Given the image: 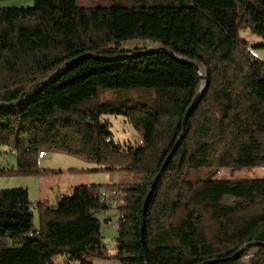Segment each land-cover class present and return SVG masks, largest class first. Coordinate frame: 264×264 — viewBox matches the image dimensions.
<instances>
[{"label": "trees", "instance_id": "1", "mask_svg": "<svg viewBox=\"0 0 264 264\" xmlns=\"http://www.w3.org/2000/svg\"><path fill=\"white\" fill-rule=\"evenodd\" d=\"M246 30L264 48V0H112L107 7L34 0L31 7H0V104H16L0 109V149L16 156L8 173H62L39 168V152L51 151L95 164L90 173L142 175L138 183L77 185L56 206H33L23 188L0 189V264L59 258L92 264L103 257L95 215L109 209L101 191L119 186L114 256L120 264H204L231 258L248 243L264 244V179L186 177L210 167L264 168V61L252 57L240 36ZM132 41L140 47L123 50ZM153 46L197 64L208 85L153 190L141 242L146 193L202 83L167 53L127 57ZM77 57L83 58L61 73ZM136 88L154 91L151 105L120 111L96 100L98 90ZM108 114L128 117L141 144L116 143L103 119ZM249 251L247 264H264V246ZM245 255L215 264H246Z\"/></svg>", "mask_w": 264, "mask_h": 264}, {"label": "rangeland", "instance_id": "2", "mask_svg": "<svg viewBox=\"0 0 264 264\" xmlns=\"http://www.w3.org/2000/svg\"><path fill=\"white\" fill-rule=\"evenodd\" d=\"M17 2L15 1H7ZM19 6H14L17 8L31 7L34 0H20ZM78 6L83 7H107L112 5V0H76ZM22 5V6H20ZM8 7V6H7ZM241 38L249 44L251 47L252 57L264 61V48L257 47L263 45V40L259 37L253 35L248 30L240 32ZM140 42L132 41L124 43L123 50L132 51L135 48H139ZM151 45V44H150ZM156 47V46H153ZM154 98V91L152 89L136 88L130 90H98V97L96 98L99 104H108L114 110L122 111L128 107H138V106H149L151 105ZM103 119L107 120L109 123V128L112 133L113 140L121 146L130 145L132 147H137L141 140V134L139 129H135L129 122V118L123 114H108L104 115ZM141 144V143H140ZM47 156L44 160L38 161L40 169L48 168L61 170L54 176H73L72 180L74 183L80 184H128V183H138L141 181V173H126V172H88L87 167L96 168L95 164L87 163L81 159L71 157L64 154H59L51 151H46ZM11 165L16 166V156L13 151L8 148L0 149V189H11L20 187H29L30 195L33 194V183L31 179H26L33 176H19L9 174L4 171V169H10ZM86 167V168H85ZM69 169L78 170V173L69 174L66 171ZM189 180H239V179H264V168H234V169H216L213 167L192 170L188 172L186 176ZM21 178L23 180H18ZM19 185H22L18 187ZM61 191V189H60ZM31 199V198H30ZM102 213V214H100ZM97 218L101 223H103L104 213L100 212ZM115 213V212H114ZM116 215V214H115ZM104 231L102 225V232ZM104 243L106 245V253L103 257H93L91 258L92 264H120L115 258L116 253V242L117 231L113 230L112 236L109 238V234L106 232L104 234ZM249 251L248 253H250ZM247 254V252L245 253ZM244 262L247 264L246 258L244 257ZM55 264H78L77 262H68L64 259L59 258L54 261Z\"/></svg>", "mask_w": 264, "mask_h": 264}, {"label": "water", "instance_id": "3", "mask_svg": "<svg viewBox=\"0 0 264 264\" xmlns=\"http://www.w3.org/2000/svg\"><path fill=\"white\" fill-rule=\"evenodd\" d=\"M156 52L167 53L168 55H170L173 58H175L177 61L183 62V63L188 64L189 66H191L193 68L195 74L202 81V83H201V85L199 87V90H198L196 96L193 98L192 102L190 103V105L186 109V112H185V114L183 116L182 124H181L182 125L181 134H180L178 140L176 141L174 147L172 148V150L170 151V153L168 154V156L164 160L163 164L161 165V168L159 169L158 173L156 174L155 178L153 179V181L150 184L149 189H148V191L146 193V196H145V199H144V202H143V208H142V213H141V217H140V226H139V234H140V237H141V242H142L143 229H144L145 213H146V210L148 208V203H149V200H150V198L152 196L153 190H154L155 186L157 185V183H158L162 173L164 172L166 166L168 165L169 161L171 160V158L173 157L175 152L178 150V148H179V146L181 144L183 135L185 133L187 120H188L190 114L194 111V109L198 105V103H199V101H200V99H201V97H202L203 93L205 92V90L207 88V85H208L207 77L200 73L199 67H198L197 64H195V63H193L191 61H188V60H183V59L177 58L171 51H169V50H167V49H165L163 47H153L150 50H148L147 52H139V53H135V54H132L130 56H127V57H135V56H139V55H143V54L156 53ZM83 57H88V55L87 56H83ZM83 57H77V58L71 60L70 62H68L64 66V69H63V71L61 73H64L65 71L70 69L76 61H78L80 58H83ZM127 57L105 58V57L92 56V58L95 59V60L107 61V62L116 61L118 59H123V58H127ZM55 78L50 79L46 85L50 84ZM13 106H16V104H14V103H12V104H0V109L11 108ZM258 246H264V244L263 243H259V242H251V243H248V244L244 245L243 247H241L236 252V254L233 257H231V258L224 259V260H221V261H209V262H205L204 264H215V263L224 262V261H227V260H236L241 255L245 254L251 248H255V247H258ZM142 251L144 252V249H142ZM144 258H145V254H144Z\"/></svg>", "mask_w": 264, "mask_h": 264}, {"label": "crops", "instance_id": "4", "mask_svg": "<svg viewBox=\"0 0 264 264\" xmlns=\"http://www.w3.org/2000/svg\"><path fill=\"white\" fill-rule=\"evenodd\" d=\"M7 1H10V0H0V7L11 8L14 6H19L18 2L20 0H16L17 2L5 3ZM11 1H15V0H11ZM26 2H27V0H26ZM20 6H22V5H20ZM15 8H17V7H15ZM46 156H47V152L45 153V156L40 158L39 160L40 161L44 160ZM89 167H87V169H89ZM13 169H15V167H13V165H11L10 169L9 168L4 169V171L7 174L8 170H13ZM43 169H48V168H43ZM90 169H93V168H90ZM72 177L73 176H67V175L65 176L63 174L61 176L39 174V175H36L33 177H28L26 179H31L32 183H33L32 186H33L34 191H33L32 195H30L29 187H20L22 185H19L18 187L27 190L29 199L31 198L30 200H31L33 206H35L37 203H39L41 201H47L50 205L56 206V205H59L62 203L61 199L63 197H68L70 195L73 187H75L77 185H85V184H80V183H74V181L72 180ZM17 179L22 180L21 178H17ZM22 182H23V180H22ZM118 183H121V182H118ZM118 183H116V184H118ZM113 184H115V183H113ZM60 189H61V191H60ZM103 213H104V216H103V223H101V228L103 225V229L105 231L104 234L106 235V232L110 233L109 234V238H110L112 236L111 232L113 230L108 225V221L109 220H115L118 216V213H117V210H115L113 208H109L108 210L103 211ZM100 214H102V213H100ZM95 217H97V215H95ZM103 232H102V235H103ZM103 237H104V235H103ZM115 242H116V239H115Z\"/></svg>", "mask_w": 264, "mask_h": 264}, {"label": "built area", "instance_id": "5", "mask_svg": "<svg viewBox=\"0 0 264 264\" xmlns=\"http://www.w3.org/2000/svg\"><path fill=\"white\" fill-rule=\"evenodd\" d=\"M140 143L141 141L139 142V144ZM44 156H45L44 152H39L38 154L39 159ZM122 192H124V186H119V188H115L111 192L101 191L100 193L101 201L106 202L108 205V208H113L117 210V213H118L117 218L115 220L108 221V225L110 226V228L115 231H117L119 228V216L121 215L119 214V207H121V204H122ZM250 257H251V254L247 253L245 255L246 261H248Z\"/></svg>", "mask_w": 264, "mask_h": 264}]
</instances>
